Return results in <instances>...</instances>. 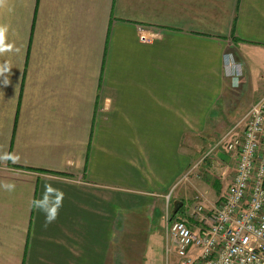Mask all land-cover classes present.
Returning <instances> with one entry per match:
<instances>
[{
	"label": "crops",
	"instance_id": "1",
	"mask_svg": "<svg viewBox=\"0 0 264 264\" xmlns=\"http://www.w3.org/2000/svg\"><path fill=\"white\" fill-rule=\"evenodd\" d=\"M263 94L264 0H0V264H148L195 139Z\"/></svg>",
	"mask_w": 264,
	"mask_h": 264
},
{
	"label": "built area",
	"instance_id": "2",
	"mask_svg": "<svg viewBox=\"0 0 264 264\" xmlns=\"http://www.w3.org/2000/svg\"><path fill=\"white\" fill-rule=\"evenodd\" d=\"M225 65L227 75H242L232 54ZM222 145L236 156L223 197L214 203L201 199L175 215L167 203L165 243L177 264H264V94L200 162Z\"/></svg>",
	"mask_w": 264,
	"mask_h": 264
},
{
	"label": "rangeland",
	"instance_id": "3",
	"mask_svg": "<svg viewBox=\"0 0 264 264\" xmlns=\"http://www.w3.org/2000/svg\"><path fill=\"white\" fill-rule=\"evenodd\" d=\"M231 127V126H230ZM229 126H223L221 129L222 132L218 133V137H222L226 131L230 128ZM225 130V131H224ZM224 131V133H223ZM223 133L222 135H220ZM197 137V135H196ZM195 137V138H196ZM200 137V136H199ZM213 137L211 140L207 139V134H202L200 137V140L195 139V144L197 145V148L193 150V166L196 165L195 169L192 166L179 176V182L177 186V195L175 200L171 203V212L174 211L176 204L179 202H182V206L180 210L182 209L183 212H188L190 208H192L198 201H201V199H206L210 197V193L208 190H210V186L207 182L212 181L213 176L208 173L206 170H204L203 166L204 164L209 161V157L205 158L202 162V158L205 156L208 149H210L213 145V143H216L218 141V138ZM216 141V142H214ZM211 144V145H210ZM199 145V146H198ZM224 146V145H222ZM200 163V164H199ZM191 164V165H192ZM161 226L163 227L164 224L161 221ZM175 253L172 251H168L166 248V243L164 241V244L158 245L154 248V251L152 254L149 255L148 264H177L175 262Z\"/></svg>",
	"mask_w": 264,
	"mask_h": 264
},
{
	"label": "water",
	"instance_id": "4",
	"mask_svg": "<svg viewBox=\"0 0 264 264\" xmlns=\"http://www.w3.org/2000/svg\"><path fill=\"white\" fill-rule=\"evenodd\" d=\"M181 206H182V202H179V203L176 204V207H175V209L173 211L174 215L178 213V211L180 210Z\"/></svg>",
	"mask_w": 264,
	"mask_h": 264
}]
</instances>
